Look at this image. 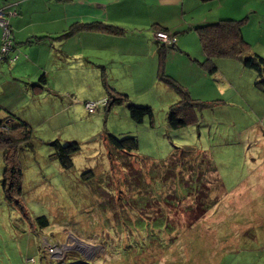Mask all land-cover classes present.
I'll list each match as a JSON object with an SVG mask.
<instances>
[{
    "label": "rangeland",
    "instance_id": "374dc122",
    "mask_svg": "<svg viewBox=\"0 0 264 264\" xmlns=\"http://www.w3.org/2000/svg\"><path fill=\"white\" fill-rule=\"evenodd\" d=\"M243 30L249 53L264 58V24ZM184 55L170 58L165 74L200 102L216 101L200 110L197 123L175 130L167 129L166 111L178 97L157 77L145 91L127 94L153 111V123L140 124L126 105L106 111L97 100L102 90L68 103L60 100L64 94L34 99L32 86L24 85L28 94L20 93L8 109L32 129L17 153L18 205L3 196L0 150V264H264V73L259 78L238 60L218 59L210 74L202 54L192 62ZM195 84H208L206 98L192 95ZM84 99L98 102V110L87 113ZM109 133L135 135L138 149L114 151L105 140ZM55 139L77 142L70 169L51 158ZM185 147L211 157L220 184L212 182L204 202L215 203L190 226L193 203L212 175L206 164L194 174L186 164L163 167L175 148ZM39 216L47 227L38 226Z\"/></svg>",
    "mask_w": 264,
    "mask_h": 264
},
{
    "label": "crops",
    "instance_id": "0c3cea01",
    "mask_svg": "<svg viewBox=\"0 0 264 264\" xmlns=\"http://www.w3.org/2000/svg\"><path fill=\"white\" fill-rule=\"evenodd\" d=\"M4 7L16 12L9 25L19 56L11 63L7 58L0 61L2 115L12 111L9 105L20 93L28 94L24 85L32 86L41 75L47 81L44 92L64 94L60 100L68 103L80 102L92 89L103 91L102 73L118 92L145 91L157 77L160 48L153 35L159 28L175 34L176 48L164 47L166 72L173 56L186 54L191 61L199 53L204 58L198 39L190 36L197 26L222 19L246 20L242 28L255 21L264 24V0H0ZM91 23L120 34L80 29L56 39L72 25ZM39 37L44 39L36 40ZM102 91L97 100H103ZM209 91L208 84H195L192 95L204 97ZM33 98L40 100V95Z\"/></svg>",
    "mask_w": 264,
    "mask_h": 264
},
{
    "label": "trees",
    "instance_id": "16d2710c",
    "mask_svg": "<svg viewBox=\"0 0 264 264\" xmlns=\"http://www.w3.org/2000/svg\"><path fill=\"white\" fill-rule=\"evenodd\" d=\"M243 21V19H222L214 23L203 24L194 28V31L198 36L201 50L204 54V60L201 64L208 73H215L216 66L214 64V61L218 59H232L239 60L245 68L254 70L257 73L258 77L262 78V73H264V58H261L256 53H249V45L245 41L242 33ZM80 29L107 31L111 34H120L119 31L113 27L98 23H91L85 25H72L67 31L56 37V39L65 38ZM10 30L12 38L11 27ZM158 30L166 32L173 36L175 35L174 33H170L169 30L166 29L159 28ZM40 39H44V37L36 38V40ZM174 44L175 42L172 45L166 47L175 49L176 47ZM12 46L14 51H16L13 38ZM164 47V45H161V47L159 45L160 53L158 59L159 62L157 78L171 87L178 97L177 101L169 105L166 111L167 129L175 130L189 124L197 123L200 110L203 107L211 106V103L215 102L216 100L200 102L199 99L193 98L188 90L185 89L180 83L165 74L164 66L167 53L165 52ZM260 82L262 83V85H264V80H260ZM46 84L47 81L45 76L41 75L36 83H32V90H30V92L33 94V96L37 94L39 96V94H42L44 91H46ZM101 84L106 93V97L101 101V106L106 108V111H109L115 105H126L129 117L133 122H135L136 124H140L146 118H148L151 123H153V111L151 107L137 106L131 103L127 94L118 92L109 85L107 77L104 73H102L101 75ZM86 102L87 101L83 102L84 108ZM93 102L96 103V109L93 112H89L85 108V110L89 114H93L98 110V102ZM31 137L32 129L26 121L18 119L17 117L15 118V116L11 113H6V116L0 118V150L3 151L4 160V170L1 176V189L4 198L8 203H15L16 205L19 204V198L21 197L22 190L21 168L17 161V153L19 147L28 144ZM105 140L107 144L117 152L123 151L125 153H131L138 149V140L135 135L117 137L109 133L106 134ZM49 145L53 150L51 158L53 160H56L63 169H70L72 167V155L79 150L77 142L61 143L59 140L55 139L52 140ZM199 157L200 161L195 163L196 159ZM180 161L181 163H178ZM163 164V167H167L170 169L176 168V166H184L185 164L189 165V169L191 171L190 173L192 174L195 173V170H201L200 166L206 164L207 172L211 173L212 175V178H208L206 180L205 185L207 188L204 189L205 194L202 195L203 197H198L197 201L193 203L194 207L197 210H195L194 208L191 209H193L194 212L197 211V213H194V215H192L193 217L189 219L188 224L190 226L198 219H200L206 212V210H208L211 205L215 203V199L204 202L205 198H208L209 196L211 187L213 188L215 185L212 184V182H216L217 184H219L216 168L213 164V161L211 157L206 153L196 152L193 149L177 150L175 148L174 152L171 153L169 158ZM201 174H203V172L200 173L199 176ZM198 181H200V178H198L197 182ZM197 182L195 183L196 187ZM196 195L198 194L196 193ZM36 221L40 228L47 227L48 225V222L44 216L37 217Z\"/></svg>",
    "mask_w": 264,
    "mask_h": 264
},
{
    "label": "built area",
    "instance_id": "2783aa9c",
    "mask_svg": "<svg viewBox=\"0 0 264 264\" xmlns=\"http://www.w3.org/2000/svg\"><path fill=\"white\" fill-rule=\"evenodd\" d=\"M14 10H8L7 8H0V60L7 58L9 62L17 60V53L14 52L12 46L11 30L9 27L8 19L15 15ZM153 39L159 44L164 46H170L175 42V36L170 35L163 31H155ZM104 103V102H103ZM85 108L89 112H93L96 109V103L93 101H87ZM52 251V250H49Z\"/></svg>",
    "mask_w": 264,
    "mask_h": 264
},
{
    "label": "water",
    "instance_id": "95a60500",
    "mask_svg": "<svg viewBox=\"0 0 264 264\" xmlns=\"http://www.w3.org/2000/svg\"><path fill=\"white\" fill-rule=\"evenodd\" d=\"M185 149H192V148H189V147H185Z\"/></svg>",
    "mask_w": 264,
    "mask_h": 264
}]
</instances>
